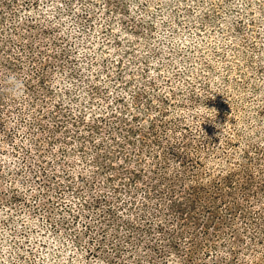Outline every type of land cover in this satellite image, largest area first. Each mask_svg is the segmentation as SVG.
I'll list each match as a JSON object with an SVG mask.
<instances>
[{"label": "rangeland", "instance_id": "374dc122", "mask_svg": "<svg viewBox=\"0 0 264 264\" xmlns=\"http://www.w3.org/2000/svg\"><path fill=\"white\" fill-rule=\"evenodd\" d=\"M150 122L216 226L125 181ZM0 264H264V0H0Z\"/></svg>", "mask_w": 264, "mask_h": 264}, {"label": "trees", "instance_id": "16d2710c", "mask_svg": "<svg viewBox=\"0 0 264 264\" xmlns=\"http://www.w3.org/2000/svg\"><path fill=\"white\" fill-rule=\"evenodd\" d=\"M136 100H138V96H135ZM151 103V102H150ZM149 103V104H150ZM150 129L153 133V138L151 140H147V138H143L140 143L136 140L133 136L136 134H143L141 127L139 126H132L130 125L127 129V133L124 134L123 140L116 141V146L120 148V150L127 149L126 144L132 146V153L135 157H139L138 154H136L138 150H141L143 153L149 155V158L155 157L157 155H160L158 153H155V148H160L164 152L163 156L161 157L163 159V162H158L151 167L147 168L145 167V161L139 160L138 158L132 159L134 156H128L124 152V161L127 162L126 165L122 166L121 171H124L125 173V181H128V179H134V182L137 183L145 176L148 175L146 173L145 169L150 170L151 172V187L150 190L154 191L155 198L158 200H161L163 203L166 202V207L175 210L182 219L189 220H199L201 214L206 215V221L208 223V226L217 225L219 222L220 217H222L221 220H224L223 215L218 216L217 210L218 205H216L217 201L214 196L208 195L207 191L204 190V188H201L200 185H191L186 182L185 172L182 170L180 172L181 174H178L176 178L180 179V186L177 188L178 183H175L174 179H170L167 177V173L171 172V168L167 167L170 166L168 163L171 156L175 155H181V148L182 146L173 145L170 142H167V144H164L162 140L160 139V135L157 133V128L155 122H150ZM150 142L153 143V145H150ZM130 149V148H128ZM131 153V152H130ZM182 154H186V152H182ZM112 155V154H110ZM111 157V162L114 161L113 157ZM185 158V156H181ZM135 168L132 169L131 165H134ZM156 166H158V169H161L162 167L165 168L163 172H156L154 170H157ZM155 167V168H154ZM153 169V170H152ZM150 174V173H149ZM230 176V177H229ZM226 176L224 180L228 183L231 181V175ZM193 177V176H192ZM198 177V176H196ZM168 182L167 189L161 190L160 187L165 184V182ZM194 181H197L196 178H190L189 183H193ZM170 194L173 196V199L167 200V195ZM226 210L228 214H231L233 212L234 206L226 204ZM146 208V207H145Z\"/></svg>", "mask_w": 264, "mask_h": 264}, {"label": "clouds", "instance_id": "9594fccd", "mask_svg": "<svg viewBox=\"0 0 264 264\" xmlns=\"http://www.w3.org/2000/svg\"><path fill=\"white\" fill-rule=\"evenodd\" d=\"M8 82L11 85V90L14 93H18L22 87V81L19 80L16 76H9L8 77Z\"/></svg>", "mask_w": 264, "mask_h": 264}]
</instances>
